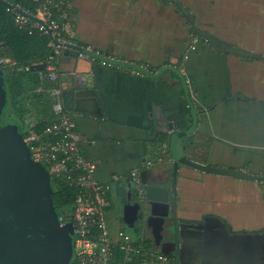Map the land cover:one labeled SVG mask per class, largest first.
<instances>
[{"label": "crops", "instance_id": "obj_1", "mask_svg": "<svg viewBox=\"0 0 264 264\" xmlns=\"http://www.w3.org/2000/svg\"><path fill=\"white\" fill-rule=\"evenodd\" d=\"M64 1L75 44L161 71L158 78H147L76 56L59 62L63 89L92 91L101 112L77 111L74 102L70 109L81 137L79 149L97 164L95 180L110 186L106 218L112 231L124 229L108 219L111 199L118 201L112 191L115 178L125 197L129 173L153 160L148 124L156 133L169 134L167 125L175 129L180 124L185 103L195 110L194 136L209 144L204 163L264 176V0ZM184 15L193 18L192 25ZM192 26L261 59L217 53L193 34ZM163 68L179 71L188 98L179 77ZM166 157L147 171L150 176L165 170L171 176ZM177 174L183 200L179 217L201 224L185 229L182 264H264V183L204 175L183 166ZM207 218L218 219L237 236L220 237L214 223H205ZM146 235L144 231L140 239L150 241Z\"/></svg>", "mask_w": 264, "mask_h": 264}, {"label": "water", "instance_id": "obj_2", "mask_svg": "<svg viewBox=\"0 0 264 264\" xmlns=\"http://www.w3.org/2000/svg\"><path fill=\"white\" fill-rule=\"evenodd\" d=\"M0 4L31 22L39 23L33 16L15 8L6 0H0ZM186 19L191 25L193 24V18L187 16ZM192 32L196 36L205 38L209 46L217 53L241 59H261L226 46L213 39L211 35L200 32L194 26H192ZM70 50L83 53L98 61L102 60L101 57L75 45L66 46L64 58L70 56ZM113 64L138 71L147 78H158L161 74L159 71L156 75H151L131 64L118 62ZM45 68L46 64H41L32 66L31 70L43 71ZM163 69L170 70L179 77L184 85L185 96L188 98V90L179 71L175 68ZM73 91L75 92L73 93L75 110L91 115H101L92 91L75 88ZM5 104L3 74L0 71V264H69L72 252V227L69 224L62 225L58 220L51 200L53 190L49 173L40 163L33 161L15 122L2 118ZM190 108L195 119L187 132L181 131L179 125L173 129L169 124L167 130L170 133L163 134L167 136L166 162L172 168L171 176H168L167 170L155 176H150L148 170L142 171L140 173L141 192H137L134 184L126 179L125 197L119 193L120 181L112 187L114 197L118 200L117 203L121 209L123 227L132 232L136 229L144 230L154 249L165 255H171L176 264L183 263L181 247L185 246V239H183L185 229L201 226V224L183 221L179 217L180 203L183 202L179 197L180 193L177 192V172L180 166L204 175L247 183H264V176L261 175L209 166L194 160L195 147L183 142L185 138L193 135L196 127L195 110L192 105ZM150 150H152L151 146ZM207 222L214 223L215 226L212 227L221 231L220 237L231 239L237 236H233L231 228L218 219L207 218L205 223Z\"/></svg>", "mask_w": 264, "mask_h": 264}, {"label": "built area", "instance_id": "obj_3", "mask_svg": "<svg viewBox=\"0 0 264 264\" xmlns=\"http://www.w3.org/2000/svg\"><path fill=\"white\" fill-rule=\"evenodd\" d=\"M37 3L33 16L39 21L34 23L30 30H37L40 34L51 38L49 47L52 52L47 58L46 70L50 81L56 80L60 60L68 45L75 44L74 29L64 11L59 15L60 23L52 20L49 2L32 0ZM66 7V6H65ZM30 21L16 13L15 23L18 26L26 25ZM83 50L92 52L102 60H96L83 53L76 52L79 60L97 61L102 67L120 69L113 62L129 64L116 57L101 56L89 47L82 46ZM0 65L4 68L12 66L5 58H0ZM142 72L156 75L146 65L135 66ZM131 73L140 75L138 71L129 69ZM62 87L53 89L50 94L55 97L52 107L55 121L46 127L42 134L33 130L29 124L23 138L29 148L34 162L40 163L49 173L51 179L61 181L65 187L74 190L73 202L68 210L58 216L62 225H71V259L69 264H175V260L168 255L146 247L143 239L131 237L126 230L112 231L107 223L106 208L108 202L106 194L110 191L109 185H101L95 180L97 164L83 156L79 149L80 135L75 131L72 122L73 113L65 109L61 99ZM166 148L162 146L153 160L144 161L138 168L129 173V180L134 184L137 192H141L140 173L149 170L154 163L165 160ZM115 178L114 183H118Z\"/></svg>", "mask_w": 264, "mask_h": 264}, {"label": "trees", "instance_id": "obj_4", "mask_svg": "<svg viewBox=\"0 0 264 264\" xmlns=\"http://www.w3.org/2000/svg\"><path fill=\"white\" fill-rule=\"evenodd\" d=\"M6 1L32 15L35 14L38 6L32 0ZM43 1L49 2L52 20L60 23L59 15L62 11L66 13L65 1ZM15 17V12L0 4V58L8 59L12 63V66L7 68L0 65L6 95L2 118L15 122L19 134L25 137L29 124L34 125L33 130L36 133L42 134L44 129L55 121L52 107L56 100L50 94L51 90L62 87L63 105L69 111L74 100L73 92L63 89L64 79L59 72L56 74V80L50 81L46 68L43 71L31 70L32 66L47 64V58L52 52L49 47L51 38L48 35L40 34L37 30H30L34 22L27 21L26 25L18 26L15 23ZM78 45L76 44V46ZM79 47L82 46L79 45ZM69 52V57L76 56V52ZM191 111L190 106L186 103L180 110L181 122L179 126L183 132H187L191 128L195 119V115ZM152 126L153 123H149L147 131L150 136L148 142L152 147L151 157L153 158L162 146H166L167 136L156 133ZM183 142L195 147L194 160L206 164L204 162L208 154V141H200L193 134L185 138ZM51 186L53 190L51 200L57 215H60L70 208L74 190L65 187L61 181L55 179H51ZM134 233L140 239L141 231L136 229ZM144 244L146 247L152 246L151 241L144 240Z\"/></svg>", "mask_w": 264, "mask_h": 264}, {"label": "rangeland", "instance_id": "obj_5", "mask_svg": "<svg viewBox=\"0 0 264 264\" xmlns=\"http://www.w3.org/2000/svg\"><path fill=\"white\" fill-rule=\"evenodd\" d=\"M112 200V203H111V207H110V210L109 212L111 213L112 217L113 216H117V215H120L121 214V209L119 208L118 206V203L111 199ZM124 230H126V232L131 236V237H135L134 234L130 231V230H127L124 228ZM137 238V237H136ZM150 240V239H149Z\"/></svg>", "mask_w": 264, "mask_h": 264}, {"label": "flooded vegetation", "instance_id": "obj_6", "mask_svg": "<svg viewBox=\"0 0 264 264\" xmlns=\"http://www.w3.org/2000/svg\"><path fill=\"white\" fill-rule=\"evenodd\" d=\"M57 216H59V215H57ZM109 220H110V222L112 223V224H119V225H121V226H123V224H122V222H121V214L120 215H117V216H111V217H109L108 218ZM108 220V221H109ZM134 235H136L137 236V234L136 233H134V232H132ZM142 235V237L144 236V230L143 231H141V233H140V236ZM167 250H169V249H167ZM171 256V255H170ZM172 257V256H171ZM173 258V257H172ZM175 264H176V261H175Z\"/></svg>", "mask_w": 264, "mask_h": 264}]
</instances>
